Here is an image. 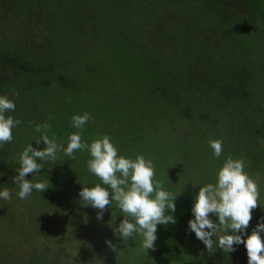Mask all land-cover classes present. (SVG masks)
<instances>
[{"label":"trees","instance_id":"16d2710c","mask_svg":"<svg viewBox=\"0 0 264 264\" xmlns=\"http://www.w3.org/2000/svg\"><path fill=\"white\" fill-rule=\"evenodd\" d=\"M72 30L81 34L76 48L62 41L56 44ZM102 49L104 69L94 73L93 68L88 74L91 84L94 78L98 82L85 90L78 77L72 84L63 58L90 50H98L93 55L99 57ZM38 57L49 60L36 62ZM108 79L119 84L113 92L107 89ZM33 88H39L41 98L63 90L76 92L74 106L91 104L86 111L91 119L84 126L93 134L91 141L102 134L114 142L117 137L129 141L121 154L132 158L143 154L155 163L161 149L148 146L146 137L154 139L144 127L134 131L139 136L130 132L128 137L121 125H105L117 120V111L108 112L104 106L107 97L127 103L130 124L135 121L138 126L145 107L153 111L166 123L169 135L178 132L176 151L197 154L198 159L204 156L205 166L213 165L214 172L229 155L243 158L259 191L249 234L264 217V0H0V95L11 99V94L25 95ZM91 96L98 98L94 104ZM6 114L21 124L13 129V140L0 145V188L8 187L12 193L11 200H0V264H116L118 254L108 244L101 245L109 229L95 223L96 214L61 217L65 203L52 202L57 195L51 185L26 199L16 195L19 189L12 177L26 140L38 139L37 122L28 124L35 128L29 133L17 113ZM54 123L51 120V126ZM213 139L223 140L220 158L209 147ZM11 142L21 149L7 151ZM129 148L138 151L126 152ZM191 186L195 197L198 185ZM30 204L39 206L38 214L27 208ZM202 245L198 264H248L243 244L230 253L208 251Z\"/></svg>","mask_w":264,"mask_h":264},{"label":"clouds","instance_id":"9594fccd","mask_svg":"<svg viewBox=\"0 0 264 264\" xmlns=\"http://www.w3.org/2000/svg\"><path fill=\"white\" fill-rule=\"evenodd\" d=\"M16 103L7 95H0V145L13 140V129L21 121L6 113L14 111ZM91 119L88 112L73 114L71 126L78 131L68 135L66 146L57 143L55 134L50 137L51 125H38L40 137L36 143L43 142V148L29 143L19 154V167L12 177L18 187L16 195L20 199L31 196L33 191L42 193L49 187L45 180H34L40 175L44 163L57 159L59 152L75 159L77 150H87L90 159L87 168L99 178L100 183L86 186L79 191L80 203L84 207L99 209L97 219L103 218L106 206L115 204L123 219L113 228L122 242L135 240L139 236L140 247L146 252L155 248L157 226L175 223V196L164 188L162 182L154 179L156 171L153 159L137 154L135 158L119 152L108 134H102L90 143L82 138L84 126ZM212 155L220 158L223 140L209 141ZM35 173L31 179L27 174ZM215 183L200 185L191 207L193 218L188 221V231L194 232L208 251L219 248L224 252H234L236 246L243 244L248 264H264V217H261L249 234L252 210L257 207L259 191L257 182L245 171L243 158L231 155L223 159L215 172ZM8 187L0 188V200H11ZM215 217V219H214ZM215 237V239H214ZM106 243L116 250L112 240Z\"/></svg>","mask_w":264,"mask_h":264},{"label":"rangeland","instance_id":"374dc122","mask_svg":"<svg viewBox=\"0 0 264 264\" xmlns=\"http://www.w3.org/2000/svg\"><path fill=\"white\" fill-rule=\"evenodd\" d=\"M80 35L79 31H69L65 34L62 40H58L56 44H59L62 41L63 43H68L76 48L79 42L78 36ZM38 41L39 43L42 42L43 44H46L43 41ZM97 51L98 50H90L86 53L79 52V54L75 53L73 56H69L68 59L65 57L63 58L64 64L70 67L71 83L76 84V78L78 77L80 79L79 83L82 90H85L87 86H92V84L98 82V79L94 78L91 84L88 74L92 70L96 69L93 72L96 73L97 71V73H100L101 70L104 69L103 65L105 64V60L103 56L105 55V50L102 49L99 57L93 55V53ZM35 60L36 62H47L49 59L38 57ZM108 80L107 89L112 92L114 91L113 87L118 86V82L121 83L123 81L122 78H119L118 82L116 79ZM11 95V99L14 100L17 105L15 110L10 111L9 114L17 113V115L22 118V123H25L23 125L24 128L29 129V133L35 130V128H29L28 124L31 122L36 121L37 126L44 123L51 125V120H55V123L51 126L48 134L51 137L54 133L57 143L64 146L67 144L69 133L78 131L72 126V129H68V126L71 124H67L66 121L71 120L73 114H81L90 110V103L88 104L87 102L74 106L75 100L77 99V93L72 90H63V92L57 96H46L45 98H41L39 88L28 90L25 95L20 92ZM81 96L83 98V92L81 93ZM97 100L98 98H94L93 96L90 97V101L93 104ZM103 101L108 112L110 108H114L117 111V120H111L105 123V125L108 126L111 123L121 125L120 129L123 131V136L129 137L130 132L139 136L138 134H135L134 131H138V128L140 127H144V132L148 135H152L154 142L151 138L149 139L146 137L149 140L147 142V144H149L148 146L153 145L158 150L161 149V152L157 155L158 159L154 163L156 166L155 171L158 170V173H160H156V175H159L158 180L162 182L164 188L177 196L175 200V212L172 213L175 217V223L169 222L168 224H159L157 226L155 248L148 249L147 252L140 247L141 238L139 236H136L135 240L130 239L127 242H122L114 233L113 228L123 219V216L115 204L112 206H106L102 219L98 220L97 216H93L95 218V223H99L101 226L109 229L106 235L107 240H112L116 245V250L113 251L119 256V260L116 264H198L197 260L201 258L202 255L203 242L197 244L195 233L188 231V221L193 218L191 207L194 202V195L191 194V183L192 185L196 183L202 184L207 183L205 182L206 179L216 178L214 166H205L204 156L200 157L201 159H198L197 154L194 155L184 150L176 151L177 145H179L181 140H179L180 137L178 138L177 136L178 132L174 133L175 135L170 134L173 137L171 138L166 123L155 118V113L148 108L145 107L144 111L139 113L140 118L138 127L135 121L133 124H130V110L127 108V103L125 101L119 102L118 100L113 98L109 99L108 97L107 100ZM21 106H23V109H20L17 112V107ZM66 116L67 120L65 119ZM91 125L96 126L95 123H92ZM24 128H21L20 132H23ZM90 133L91 130H83L82 135V138L89 143L91 142L90 137L93 136V134L90 135ZM22 134L24 135V133ZM37 136L38 138L40 137V132H37ZM95 138L98 137H93V139ZM117 138H114L115 142L113 141V143L117 146L120 153H125V148L127 147V144H129V141ZM29 143H32L33 146L37 148H43L45 146L43 142L37 144L35 139L32 138L26 140V145ZM23 146L25 147V145ZM180 146L182 147L183 143H181ZM6 149L7 151L10 150L11 152H17L21 148L18 143L11 142L8 143V148ZM130 149H133V151L137 150L136 148H129L126 152H131ZM141 150L143 151V149ZM185 152L189 155H185ZM88 159H90V156L87 150H77L75 159L65 156L61 151L58 153L56 160L45 162L44 168L39 170L42 180L47 181L57 195L58 200L55 199L52 202L54 204L65 203L64 207L59 211L62 214L61 217L75 219L76 216L80 215L81 217L89 218L94 214L97 215V212L100 211L91 206L84 207L80 203L79 191L84 187L83 184L86 186H94L96 183H100L99 178L88 171ZM256 179L259 180V178ZM199 187V185L196 186L197 189H199ZM46 195L47 193L43 194L44 200H46ZM30 206L33 208L32 210L38 214L40 210L39 206L30 204L29 206L27 205V208L30 209ZM90 221L92 224L94 223L92 219ZM60 233L62 232H59V237L62 235ZM77 243L79 244L81 242L77 241L76 244ZM101 245H107L106 240H102ZM77 247L79 248L80 245ZM96 254L98 255L99 252ZM110 264H115V262L111 261Z\"/></svg>","mask_w":264,"mask_h":264}]
</instances>
